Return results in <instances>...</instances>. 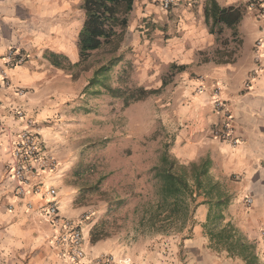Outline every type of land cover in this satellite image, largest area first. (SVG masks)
<instances>
[{"label":"rangeland","instance_id":"rangeland-1","mask_svg":"<svg viewBox=\"0 0 264 264\" xmlns=\"http://www.w3.org/2000/svg\"><path fill=\"white\" fill-rule=\"evenodd\" d=\"M164 3L136 1L118 52L122 57L105 81L113 88L143 86L159 89L158 93L126 105L122 97H114L106 87L88 88L95 69L107 56L103 52L94 53L82 66L66 70L44 62L39 68L48 72L47 81L36 87H14L27 96V105L36 102V111L55 109L46 117H38V112L28 115L35 121L34 130L45 154L43 161L35 165L32 181L57 188L63 215L84 219L89 245L94 244L91 231L104 223L106 235L99 241L107 242L110 250L93 254L86 247L88 258L82 264L187 262L184 240L195 224V204H191L181 228L162 231L153 226L146 212L156 198L152 169L166 148L175 157L173 145L182 123L178 117L185 114L182 110L189 111L193 95L211 88L213 105L216 96L227 101L221 97L226 86L212 83L210 75L226 60L233 63L243 59L244 35L239 29L234 33L227 27L220 36L210 34L209 26L200 21L197 0H173L167 8ZM81 4L82 0L80 8ZM187 13H192L196 22L190 28L183 25ZM49 52L54 51L46 50L45 54ZM61 54L69 62L79 60L78 46L75 59L70 57L71 52ZM182 65L186 67L179 69ZM5 80L6 86L11 85L9 78ZM20 124L22 127L13 136L25 129ZM221 183L225 190L232 189L231 181ZM32 215L39 224L44 222Z\"/></svg>","mask_w":264,"mask_h":264},{"label":"crops","instance_id":"crops-1","mask_svg":"<svg viewBox=\"0 0 264 264\" xmlns=\"http://www.w3.org/2000/svg\"><path fill=\"white\" fill-rule=\"evenodd\" d=\"M80 1L0 0V264H68L50 238L48 223L39 224L26 212L24 204L17 203L15 182L8 174V166L12 161L9 147L12 133L22 127L16 109L22 108L31 116L38 112L40 118L55 113L53 107L36 111V102L27 105L24 100L27 96L14 87H36L47 81L48 72L39 68L44 62L54 66L47 59L46 50L68 51L75 59L83 25ZM197 1L200 21H205L204 6L208 0ZM216 1L222 7L241 8L243 12L238 26L244 35L243 59L216 65L210 75L212 83L226 86L221 97L227 99L233 114V136L239 142L232 144L210 134V129L223 121L212 103L211 88L193 95L189 111L182 110L185 114L178 117L182 123L173 145L175 157L185 164L208 158L213 182H217L222 194L231 196L229 204L220 208L222 211L204 193L198 196L195 224L191 235L184 240L186 264H249L245 256L211 240L207 231L219 230L228 223L239 230L243 242L251 245L248 254L254 257L253 264H264L261 235L264 229V20H257L248 11L245 0ZM184 18L187 19L183 21L184 27L196 24L192 13ZM259 39L262 46L256 47ZM11 46L29 52L30 60L25 65L7 67L4 57ZM3 76L9 78L7 82L11 85H5ZM225 179L232 182V189L225 190L221 185ZM247 197L253 199L250 206L246 204ZM30 199L38 205L45 202L36 194H30ZM219 212L223 213L222 218L215 217ZM84 234L85 245L93 254L110 250L104 240L89 245V230Z\"/></svg>","mask_w":264,"mask_h":264},{"label":"trees","instance_id":"trees-1","mask_svg":"<svg viewBox=\"0 0 264 264\" xmlns=\"http://www.w3.org/2000/svg\"><path fill=\"white\" fill-rule=\"evenodd\" d=\"M136 1L82 0L81 8L85 13V20L77 42L79 60L74 63L69 62L67 56L57 52L47 53V59L55 67L66 70L75 66H82L94 53L103 52L107 56L102 64L95 69L88 88L106 87L114 97H122L126 105L158 93L159 89H147L143 86L125 90L113 88L105 82L113 67L122 57L118 52L126 39L130 16ZM204 15L205 23L209 26V32L220 36L224 27L232 29L234 33L238 31L243 12L241 8L222 7L216 0H208L204 6ZM61 58L68 64H64ZM224 62L229 63L227 60ZM178 67L184 69L186 66ZM152 170L154 171L153 178L156 180L154 192L156 198L154 204L146 211L147 219L153 226H157L162 231L184 226L191 204L196 206L198 196L203 193L213 200V204L219 209H223L222 207L227 206L230 202L231 196L222 194L217 188V182H213L209 173L210 160L208 158L202 159L200 162H192L187 166L179 163L166 148L159 164ZM212 212L213 209L209 213V221L212 219ZM216 216L222 218L223 213L219 212L215 214ZM104 231L103 222L95 226L91 231V242L96 243L101 240L106 235ZM207 232L213 242L222 246L225 245L229 251L238 252L245 256L249 264L254 263V257L248 254L251 245L243 242V236L232 223H228L219 230L210 228Z\"/></svg>","mask_w":264,"mask_h":264},{"label":"built area","instance_id":"built-area-1","mask_svg":"<svg viewBox=\"0 0 264 264\" xmlns=\"http://www.w3.org/2000/svg\"><path fill=\"white\" fill-rule=\"evenodd\" d=\"M173 0H165L167 8ZM247 8L257 20H264V0H246ZM262 46V40L256 42V47ZM5 64L13 68L22 65L29 59V52L22 48L11 46L5 54ZM6 76H3L5 81ZM215 109L221 113L223 121L211 129V135L222 141L237 144L239 141L233 136V114L227 101L216 96ZM17 119L24 124L25 129L11 136L10 154L12 161L8 166V174L15 182V194L20 203H24L26 212L40 217L51 228L50 238L58 248L61 257L68 264H82L88 258L85 245L84 219L70 218L61 212L58 201V190L55 186H46L32 181L35 165L42 162L45 154L41 150L40 142L34 130L35 121L22 108L16 109ZM35 168V169H34ZM30 194L40 195L45 199L41 205L30 199ZM246 204L253 202L251 197L246 198ZM264 246V229L261 231ZM264 254V247H263Z\"/></svg>","mask_w":264,"mask_h":264}]
</instances>
